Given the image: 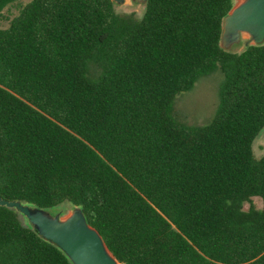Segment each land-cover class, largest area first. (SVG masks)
<instances>
[{"label": "trees", "instance_id": "obj_1", "mask_svg": "<svg viewBox=\"0 0 264 264\" xmlns=\"http://www.w3.org/2000/svg\"><path fill=\"white\" fill-rule=\"evenodd\" d=\"M11 4L0 198L81 207L122 264H264V43L221 47L235 0H148L142 17L112 0H0V14ZM217 70L213 118L178 119L177 96ZM0 264L73 262L0 205Z\"/></svg>", "mask_w": 264, "mask_h": 264}, {"label": "water", "instance_id": "obj_2", "mask_svg": "<svg viewBox=\"0 0 264 264\" xmlns=\"http://www.w3.org/2000/svg\"><path fill=\"white\" fill-rule=\"evenodd\" d=\"M112 1L116 5L125 3V0ZM132 1L145 5L148 0ZM245 34L249 38L244 46L264 43V0H243L234 5L223 20L221 47L233 51ZM0 205L16 209L40 235L62 249L73 264H122L100 232L87 222L79 206L72 207L71 212L63 217L61 211L52 213L20 201L0 198Z\"/></svg>", "mask_w": 264, "mask_h": 264}, {"label": "rangeland", "instance_id": "obj_3", "mask_svg": "<svg viewBox=\"0 0 264 264\" xmlns=\"http://www.w3.org/2000/svg\"><path fill=\"white\" fill-rule=\"evenodd\" d=\"M30 0H19V3L26 4ZM243 0H235V4L241 3ZM116 10L120 14L135 13L137 17H142L145 5L133 2L132 0H125L122 5H116ZM19 13L18 4H11L4 8L0 14V28H6L9 26L10 20ZM249 38L248 35L243 36V41L240 45L235 46L234 50H241L244 47V42ZM223 74L220 70L213 72L212 74L201 77L195 84V86L184 93L177 96L173 114L186 124L190 125H203L208 123L214 116L216 109L220 101V88L223 82ZM254 154L257 158L264 155V129L253 143ZM252 205L261 209L263 207V201L260 197L252 198ZM64 213L63 217H66L72 207ZM250 203L244 204V209H249ZM63 208H55L51 210L52 213H57Z\"/></svg>", "mask_w": 264, "mask_h": 264}]
</instances>
